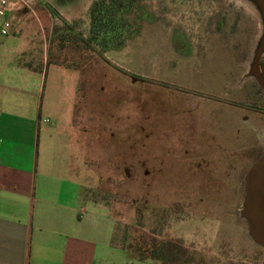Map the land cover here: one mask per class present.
<instances>
[{
	"label": "rangeland",
	"instance_id": "obj_1",
	"mask_svg": "<svg viewBox=\"0 0 264 264\" xmlns=\"http://www.w3.org/2000/svg\"><path fill=\"white\" fill-rule=\"evenodd\" d=\"M95 1L36 0L18 14L15 29L0 35V82L14 58L43 72L42 112L61 125L56 139L69 156L67 178L108 207L122 240L139 229L171 241L178 247L171 264H264V249L239 217L244 173L264 147V119L216 101L213 95L228 97L222 91L233 80L216 91V80L199 75L216 57L228 58L224 44L242 50L255 21L257 45L258 12L246 0H136L129 17L139 32L103 52L88 43ZM42 27L45 62L28 51L43 43ZM175 29L189 33V57L176 54ZM124 264L153 262L125 252Z\"/></svg>",
	"mask_w": 264,
	"mask_h": 264
},
{
	"label": "crops",
	"instance_id": "obj_2",
	"mask_svg": "<svg viewBox=\"0 0 264 264\" xmlns=\"http://www.w3.org/2000/svg\"><path fill=\"white\" fill-rule=\"evenodd\" d=\"M42 36L28 51L45 62L43 27ZM7 65L0 82V264H124L116 218L67 178L69 156L56 139L61 125L42 112L43 72L15 58Z\"/></svg>",
	"mask_w": 264,
	"mask_h": 264
},
{
	"label": "flooded vegetation",
	"instance_id": "obj_3",
	"mask_svg": "<svg viewBox=\"0 0 264 264\" xmlns=\"http://www.w3.org/2000/svg\"><path fill=\"white\" fill-rule=\"evenodd\" d=\"M57 1L67 6L78 4L82 0ZM250 23L252 26L251 20ZM223 27H225L224 23L220 22L214 30V35L218 34L219 36L222 32ZM257 27V21H255V27H252L250 29V33H248L249 38L247 39L246 44L243 46V49L240 51L237 49L236 45V49H234L230 44H222L223 48H221V50L224 54H226V56H228V58H225L226 60H224L219 57H216V61L212 60L211 63L209 62V64H212L209 67L212 68L209 69L207 68V66H204L202 68L203 70H200L199 75H202L204 80L208 78L211 81L216 80L215 88L218 87L216 91H221L220 86L222 80H233L232 82L229 81V83L225 85V89H223L222 91V93H224V95L228 97L222 98L216 94L213 95L214 98L217 99L215 100L217 102H223L235 108L243 109L244 111L248 112L249 115L255 114L256 118L259 117L261 119H264V87L260 84L257 78L258 72H261L260 74L264 77V42L262 43V40H260V42L258 41L257 45L254 47L252 40L254 34L253 29L258 30ZM262 35L264 34L262 33ZM170 38L171 44L176 54H178L180 57H189V54H191L193 50L189 33H187V31H183L182 29L180 31L175 29L172 31ZM219 40L217 39V41ZM222 40L224 41V39ZM258 50L260 55L259 63L256 62L257 60L255 58ZM202 52L203 51H201L200 54H202ZM207 60H202L204 65L206 64ZM217 61H219V63L222 65L217 66L215 64ZM238 76H240L239 80L237 79ZM199 92L203 94H210L208 91Z\"/></svg>",
	"mask_w": 264,
	"mask_h": 264
},
{
	"label": "trees",
	"instance_id": "obj_4",
	"mask_svg": "<svg viewBox=\"0 0 264 264\" xmlns=\"http://www.w3.org/2000/svg\"><path fill=\"white\" fill-rule=\"evenodd\" d=\"M136 0H98L91 7V30L89 44H96L103 52L122 48L127 39L139 30L133 29L129 17ZM65 38V35H62ZM124 236L123 247L132 259L153 264H171L174 248L171 241H163L142 230ZM178 248V247H177Z\"/></svg>",
	"mask_w": 264,
	"mask_h": 264
},
{
	"label": "water",
	"instance_id": "obj_5",
	"mask_svg": "<svg viewBox=\"0 0 264 264\" xmlns=\"http://www.w3.org/2000/svg\"><path fill=\"white\" fill-rule=\"evenodd\" d=\"M246 1L258 12L260 22L264 28V1ZM262 33L264 34V30ZM260 40H262V43L264 42V35L260 37L259 42ZM255 58L257 60L256 62L259 63V50ZM260 73H257V78L264 87V77ZM239 217L247 223L248 235L251 240L264 249V147L244 173L243 200L239 210Z\"/></svg>",
	"mask_w": 264,
	"mask_h": 264
},
{
	"label": "built area",
	"instance_id": "obj_6",
	"mask_svg": "<svg viewBox=\"0 0 264 264\" xmlns=\"http://www.w3.org/2000/svg\"><path fill=\"white\" fill-rule=\"evenodd\" d=\"M35 2L36 0H0V35L8 36L14 28L18 14L31 9Z\"/></svg>",
	"mask_w": 264,
	"mask_h": 264
}]
</instances>
